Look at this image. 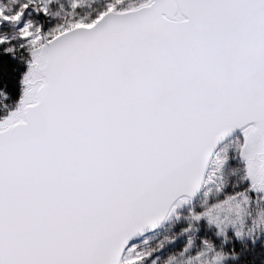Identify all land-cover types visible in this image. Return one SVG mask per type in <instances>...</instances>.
<instances>
[{"label":"snow or ice","instance_id":"1","mask_svg":"<svg viewBox=\"0 0 264 264\" xmlns=\"http://www.w3.org/2000/svg\"><path fill=\"white\" fill-rule=\"evenodd\" d=\"M0 264H264V0H0Z\"/></svg>","mask_w":264,"mask_h":264}]
</instances>
